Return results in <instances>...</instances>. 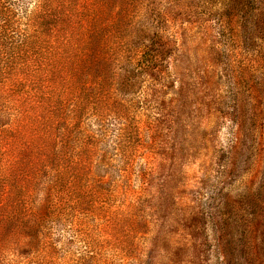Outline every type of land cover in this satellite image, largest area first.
<instances>
[{
    "label": "rangeland",
    "instance_id": "1",
    "mask_svg": "<svg viewBox=\"0 0 264 264\" xmlns=\"http://www.w3.org/2000/svg\"><path fill=\"white\" fill-rule=\"evenodd\" d=\"M39 1L2 0L14 17L0 25L15 36L17 30L29 34L24 24ZM71 3L77 9L82 0ZM136 5L145 12L129 21ZM109 6L97 14L104 27L118 8L128 15L113 35L126 38L140 28L154 37L153 47L165 53L160 74L157 81L136 76L141 83L126 96L134 102L127 120L88 118L95 144L85 147L93 154L82 173L89 172L65 175L62 207L42 210L52 198L45 194L53 175H38L27 187L33 210L40 209L34 249L8 250L2 264H264V0H150L131 6L110 0ZM119 40L102 41L104 55L134 52L140 45ZM30 75L36 81L45 73ZM138 139L135 153L128 141ZM5 172L4 166L0 174ZM133 212L134 218L145 213L144 222L130 233L132 241L127 238L131 245H119L117 233L132 229L125 218ZM18 241L23 245L26 239L20 235ZM96 241L101 257L92 250ZM121 246L132 248L131 256Z\"/></svg>",
    "mask_w": 264,
    "mask_h": 264
},
{
    "label": "trees",
    "instance_id": "2",
    "mask_svg": "<svg viewBox=\"0 0 264 264\" xmlns=\"http://www.w3.org/2000/svg\"><path fill=\"white\" fill-rule=\"evenodd\" d=\"M120 1L131 6L136 1L150 0ZM104 2L107 5H103ZM109 2L82 0L75 9L71 0H40L32 15H27L28 23L24 24L31 31L29 34L17 30L18 36H15L6 29V24L0 25V170L6 168V172L0 174V264L8 250L34 249L33 237L39 224L36 211L40 209L33 210V191H26L27 187L39 181L38 175H53L45 194L52 198L45 199L42 210L53 205L62 207L68 184L65 175L89 172L82 173L86 157L91 158L93 154L85 147L94 145L95 138L90 129L87 131V124H93L90 122L93 118H102L104 114L127 120V112L134 103L127 99L128 93H135L141 83L136 76L149 75L157 81L160 74L159 61L165 58V53L153 47L157 42L154 37L140 28L126 38L113 35V29H117L116 34L121 32L117 22L125 26L124 18H128L119 8L115 12L117 17L113 14L107 27L101 24L99 15L108 12ZM2 6L0 0V21L7 22L14 17L12 9ZM132 8L136 10L133 15L129 13V21L143 16L142 5ZM154 36L159 35L154 33ZM108 38H119L123 45L139 42L140 45L134 52L112 50L111 54L104 55L101 42ZM38 70L45 73L44 77L31 80L30 74ZM154 102L158 105L159 99ZM89 117L93 118L88 120ZM84 119L87 120L85 126ZM140 140L133 144L128 141L135 153L141 148ZM160 170L159 161L155 173ZM139 216L134 218L133 212V218H125L132 227L129 232L119 226V245H131L129 235L139 230L141 225L138 224L144 222L146 214L143 213L144 218ZM216 220L222 231L225 224L222 215ZM87 224L85 221L83 225ZM19 234L26 239L23 245L18 241ZM94 243L92 250L100 255V242ZM131 249L123 246L121 253L131 256Z\"/></svg>",
    "mask_w": 264,
    "mask_h": 264
}]
</instances>
